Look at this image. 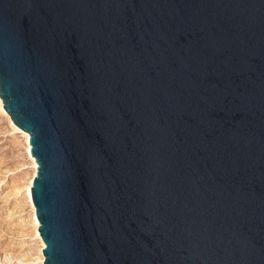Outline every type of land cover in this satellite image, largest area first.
Segmentation results:
<instances>
[{
  "label": "water",
  "instance_id": "95a60500",
  "mask_svg": "<svg viewBox=\"0 0 264 264\" xmlns=\"http://www.w3.org/2000/svg\"><path fill=\"white\" fill-rule=\"evenodd\" d=\"M0 100L43 264H264V0H0Z\"/></svg>",
  "mask_w": 264,
  "mask_h": 264
},
{
  "label": "rangeland",
  "instance_id": "374dc122",
  "mask_svg": "<svg viewBox=\"0 0 264 264\" xmlns=\"http://www.w3.org/2000/svg\"><path fill=\"white\" fill-rule=\"evenodd\" d=\"M0 111V264H41L26 188L34 174L25 136Z\"/></svg>",
  "mask_w": 264,
  "mask_h": 264
},
{
  "label": "bare ground",
  "instance_id": "6f19581e",
  "mask_svg": "<svg viewBox=\"0 0 264 264\" xmlns=\"http://www.w3.org/2000/svg\"><path fill=\"white\" fill-rule=\"evenodd\" d=\"M0 111L6 116V117H8V115L4 112V110L2 109V103H1V100H0ZM9 119V123H10V125L13 127V129L15 130V131H18L19 133H22L24 136H25V139H26V143H27V153H28V155H29V157H30V159H31V161H32V163H33V169H34V174H33V177L35 176V172H36V164H35V162H34V159L31 157V155H30V146H29V144H28V135L27 134H25L24 132H22L21 130H19L17 127H15L13 124H12V122H11V120H10V118H8ZM33 177L31 178V180H30V182H29V185L27 186V188H26V196H27V199H28V201H29V203H30V206H31V208H32V210H33V214H35L34 213V208H33V206H32V204H31V197H30V188H31V183H32V179H33ZM33 221H34V226H35V232H36V237L41 241V239H40V237H39V235H38V222H37V220L35 219V215H34V218H33ZM41 243H42V241H41ZM42 245V249H43V243L41 244ZM41 264H43V256H42V258H41V262H40Z\"/></svg>",
  "mask_w": 264,
  "mask_h": 264
}]
</instances>
